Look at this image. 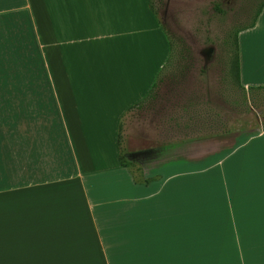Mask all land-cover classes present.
Segmentation results:
<instances>
[{
    "label": "crops",
    "instance_id": "crops-1",
    "mask_svg": "<svg viewBox=\"0 0 264 264\" xmlns=\"http://www.w3.org/2000/svg\"><path fill=\"white\" fill-rule=\"evenodd\" d=\"M263 24L240 33L246 89ZM169 54L149 0H0V264H264V125L134 121L119 158Z\"/></svg>",
    "mask_w": 264,
    "mask_h": 264
},
{
    "label": "rangeland",
    "instance_id": "rangeland-1",
    "mask_svg": "<svg viewBox=\"0 0 264 264\" xmlns=\"http://www.w3.org/2000/svg\"><path fill=\"white\" fill-rule=\"evenodd\" d=\"M150 5L172 43V57L152 95L125 119L122 151L133 148L134 132L141 129L134 121L161 134L169 115L173 140L260 129L264 88H243L233 62L240 33L257 19L264 0H150Z\"/></svg>",
    "mask_w": 264,
    "mask_h": 264
},
{
    "label": "trees",
    "instance_id": "trees-1",
    "mask_svg": "<svg viewBox=\"0 0 264 264\" xmlns=\"http://www.w3.org/2000/svg\"><path fill=\"white\" fill-rule=\"evenodd\" d=\"M149 7H150L151 11L154 13V11L152 10L151 5H150V0H149ZM259 13H260V11H258L257 16L259 15ZM254 22L255 21H253L249 27H252L254 25ZM249 27H247V28H249ZM237 41H238V38L235 40L236 46H237ZM169 45H170L169 58L167 59L166 63L162 66L161 70L159 71L157 78H156V81H155V83H154V85H153V87L149 93V96L152 95V92L157 87V83H158V80L160 79V75L163 72V70L166 68V66L168 65V63L170 62V59L172 57V43L170 42V40H169ZM236 48H237L236 49L237 51H236V54L234 56L233 66H234V73H235L236 79L239 81V55H238V47H236ZM119 132H120V127H119ZM117 145H118V149H119V158H120L121 162H123V164H124L123 156L121 154V147H120V145H121L120 134H119L118 139H117Z\"/></svg>",
    "mask_w": 264,
    "mask_h": 264
}]
</instances>
